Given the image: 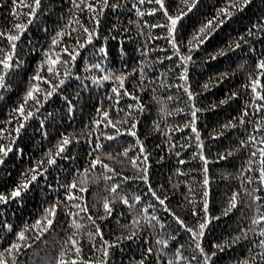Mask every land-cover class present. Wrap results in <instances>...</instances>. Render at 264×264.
I'll return each instance as SVG.
<instances>
[{
	"label": "trees",
	"instance_id": "trees-1",
	"mask_svg": "<svg viewBox=\"0 0 264 264\" xmlns=\"http://www.w3.org/2000/svg\"><path fill=\"white\" fill-rule=\"evenodd\" d=\"M116 2L121 7L105 10V15L101 17L99 25V35L94 38L91 45H86L85 49L81 50L82 54L75 61L76 70L85 79L77 80L73 77L70 82H67V86H61L62 94H54L50 98L49 102L41 108V116L30 120L26 130L19 138L18 145L23 148V155L14 150L6 158L5 163L0 165V191L8 192L19 182L21 173L42 157L43 153L55 144L61 133L73 132L81 137L80 140L73 141L68 146L65 156L58 159L57 165L52 166L46 176L33 182L30 189L20 198L0 203V236L6 238L0 240V248L5 247L6 242L11 239H16L14 232L26 223L31 224L40 215L42 209L57 196L67 203L63 195V185L68 184L73 176L80 178V174L76 173L75 169L79 168L83 173L84 169L88 167L89 161L93 159L91 153L95 149L93 141H97L103 147L95 149L96 154L101 155L105 163L112 165L115 171L112 172L102 165H96L92 171L87 173L88 176L94 177L92 181H89L87 191L82 193L85 196L89 212L94 218L103 215L101 197L109 195L105 190V185L110 187L112 183H117L120 185L117 191L128 195L130 201L133 194L142 196V201H131L130 204L137 214L147 205L149 212L158 214V222L154 221L156 227H145L143 226L144 222L141 221L142 226L136 230V235L128 239L132 212L129 211V205H124L122 201H116L113 202L111 216H107L103 220H96L104 232V237L97 235L90 241L87 238V233L95 232V228L87 221L88 213H79L77 219L80 220L83 228L75 231H79L82 237V254L85 256V260H78L76 264H87L89 259H98L101 256L100 244L103 239H116L121 232L125 238L119 244L112 245L109 264H134V261L140 258L146 248L159 247L155 244L158 235L165 238L175 237L174 240H170L169 245L164 246L169 256L172 255L175 248L181 245L184 246L183 254L185 256L190 254L198 256L194 247H188L190 244H194V239H190V233L179 226L167 208L163 207L150 194L151 190H155L157 194L167 196L168 199L165 203L168 207L185 219L189 225L194 226L195 224V219L189 211L190 206L194 205L202 211V200L199 197L203 195L201 183L204 175L201 171L203 161L198 155L199 145L196 143V134L191 127H183V124L191 119V104L184 94L182 80L178 75L180 65L175 64L176 57L172 56L175 49L168 42V38L160 34L166 31L165 28L151 27L164 19L162 13L145 12L144 16L140 17L134 7L138 0H110V3ZM9 3L10 0H5V3L0 5V28H6L11 20L8 13ZM222 3L223 0H200L199 7L182 19L176 34L177 40L185 41L192 29L198 26V23L205 17L213 15L214 9ZM178 4L179 0H166V5L171 12L177 10ZM43 5L44 10L39 12L37 21L29 26L18 42L17 53L23 63L9 77L11 88L4 90L0 95V127L4 126V122L11 114V109L20 102L29 77L36 68L37 62L43 58L42 50L49 48L50 39L55 30L58 27H63L67 23L66 18L71 15L69 12L72 7L71 0H43ZM149 6L156 5L148 4L146 0L145 5H142L141 8ZM81 15L85 17V23L91 26L92 21L87 19V11L85 10ZM261 18H264V0H252L250 5L237 12L222 26L211 43L206 42L202 49L193 53L194 62L189 65V83L192 90L197 93V96L193 98L198 109L196 126L205 143L204 151L210 157L208 161L210 176L208 198L210 201L209 211L213 219L205 229L202 243L206 250L217 253L215 257H212L214 264H232L233 261L248 255L250 247L255 250L257 248L255 241L261 238L250 234L249 238L253 241L251 245L241 241L231 247H225L222 251H217L214 247L217 242L232 236L234 232L246 226L252 210L247 207V197H245V203L239 204L228 215H220L221 208L231 191L240 187L242 181L244 184L248 183L246 173L243 176L239 175L242 166L247 162L248 150L225 156L223 159L215 157L217 153H223L230 144H235L236 138L244 132V127L240 126L236 131L228 130L223 136L213 137L210 133L213 129L219 130V124L235 116L237 109L248 99L247 92L241 85L245 81L246 73L253 71L255 61L264 55V36L249 37L245 35L244 40L247 43H242L240 49H233L215 60H208L206 57L216 47L226 44L228 39L235 38L245 32L247 27H252ZM145 20L148 21V24L143 23ZM137 21L140 22L139 27H143L144 32L149 34L148 36L139 33ZM113 25L118 26L113 27ZM125 28L127 31L124 30ZM3 41L4 38L0 37V43ZM101 46L108 49L101 63L116 73L135 68L141 60H147L141 66L144 70L143 81L137 79L140 75L138 69L125 82V87L129 91L133 90V81L137 84L150 85L143 92L139 88H135L136 95L140 97L139 101L136 100V96L123 95V93L119 99L113 101V96L110 94H112V85L116 81H105L102 84L93 83L92 75H103V72L84 70L87 63H94L96 59H100L99 56L93 57L91 53L93 47L98 52ZM182 50L186 51L183 43ZM61 55L67 59V54L61 53ZM158 56L164 57V59L158 60ZM241 63L245 64L243 71L238 69V65ZM233 69H236L235 73L226 77L219 84L210 87L207 91L201 89L200 86L208 77L215 78V73L232 72ZM159 80H167L173 87H161L156 83ZM81 84L84 87H81ZM153 88L159 97L173 96V100L167 103L171 115L159 112L161 103L153 99ZM230 90H238L240 97L234 98L228 104H219L220 99L227 96ZM177 96L178 100L175 99ZM64 97H68V100L74 105L71 112L68 111ZM213 102L217 103L216 108L211 107ZM137 103H143L145 108L137 109L135 107ZM109 104L113 105L110 115L114 121H119L120 128L127 126V121L124 119L125 113L136 114L135 131L149 155L148 182L140 180L138 178L140 170L129 163L130 157L133 156L137 157L138 163H144L143 153L138 151L139 145L129 148V144H135L137 138L133 137L131 133L120 131L118 136L108 139L102 133L109 129L104 128L103 125L93 127L91 121L96 118V110L101 105L107 108ZM129 105L133 107L129 109ZM248 107L252 106L249 104ZM178 108L186 110L176 111ZM117 109L119 110L117 111ZM48 113L51 115L49 116ZM41 118L45 120L43 126L39 123ZM247 119L249 121L247 128L251 130L250 122L253 116L250 114ZM153 121L160 125L159 130L155 129ZM166 125H174L176 128L167 131ZM45 130L48 133L47 136L43 135ZM124 148L129 149L127 156L123 155ZM104 152H112L116 160L104 156ZM176 153H179V156ZM194 154L196 155L194 156ZM119 161H123V163H119ZM176 168H181L183 171L176 173ZM117 173H123V175H117ZM105 176H110L111 179L105 180ZM125 176L132 177V179H124ZM95 177H99V179L96 180ZM75 191L79 192V189L77 188ZM241 195L243 196L242 190ZM74 203H79V201L76 200ZM70 220L71 217L66 212L58 211L54 226L47 232L41 234L29 231L28 234L32 236V239L28 241V247L22 248L17 253V264H56L60 251L62 249L67 251L64 247L65 241L74 231L73 226L69 223ZM5 223L12 224L13 229L6 230ZM125 224H129L128 229L122 227ZM159 224H164L165 227L161 229ZM37 237L39 238L37 239ZM70 256L71 253H69ZM147 264H166V261L150 256Z\"/></svg>",
	"mask_w": 264,
	"mask_h": 264
},
{
	"label": "snow or ice",
	"instance_id": "snow-or-ice-1",
	"mask_svg": "<svg viewBox=\"0 0 264 264\" xmlns=\"http://www.w3.org/2000/svg\"><path fill=\"white\" fill-rule=\"evenodd\" d=\"M148 4H155L156 6H149L141 8L145 5L146 0H138L137 4H134L137 15L143 17L145 12L147 13H162L164 19L158 24H153L151 27H163L166 31L161 32L162 36L168 38V42L175 49L172 52V56L176 57L175 64L180 65L178 75L182 80L183 91L188 98L191 108V119L183 124V127H191L192 131L196 134V143L199 145L198 155L203 161V172L202 179V193L199 197L202 200V211L197 209L194 205L190 206V213L195 219V224L189 225L186 223L180 215H177L165 201L168 199L167 196L157 194L155 190H151L150 194L155 197V200L159 201L160 204L167 208V211L171 213L177 224L190 233V239H194V244H190L188 247H194L197 255L185 256L183 254L184 246L175 248L171 256L168 255L164 246L170 244V240H174L175 237L165 238L157 236L155 244L159 247H148L145 252L140 256L139 259L134 261V264H147V260L150 256H154L160 260H165L166 264H214L212 257L216 256L215 251L206 250L202 243V238L205 235V229L208 228L211 220L213 219L212 214L209 211V184L210 176L208 169V161L210 157L206 155L205 143L201 139V135L196 126L197 120V105L193 102V98L197 96V93L192 90V86L189 83V65L194 62L193 53L197 50L202 49L206 42L211 43L214 36L218 31L230 20L237 12L243 10L246 6L250 5L252 0H223V3L214 9V14L205 17L198 23V26L194 27L183 42H179L176 38L178 28L180 27L182 19L191 13L194 9L199 7L200 0H179L177 10L171 12L169 7L166 5V0H147ZM5 0H0V5H3ZM72 7L69 9L71 15L67 19V23L63 27H58L54 35L50 39L49 48L43 49V58L37 62L36 68L32 75L29 77L25 91L23 92L20 102L11 109V114L8 116L7 121L4 122V126L0 127V165L5 163L7 157L14 150L20 155H23V148L19 147L18 140L22 136L24 130H26L28 122L37 116H41V108L49 102L50 98L54 94H62L63 89L61 86H67V82H70L73 77L77 80L85 79L81 77V73L75 68V61L78 56L82 54V49H85L86 45H91V42L96 36L99 35V25L101 23V17L105 15V10L110 8H118L121 5L116 3H110V0H71ZM44 10L43 0H10L8 4V13L11 16V20L6 28H0V37L4 38L3 43H0V95L3 94L4 90L10 89L11 84L9 83V77L14 70H18L22 61L17 53L18 42L21 40L22 35L25 34L29 26L35 23L38 19L39 12ZM87 11V19L92 21V25L89 26L85 23V17L81 15ZM144 24H148L145 20ZM139 27L140 22L137 21ZM118 25H113L117 27ZM127 31V29H124ZM139 33H143L148 36V33L144 32L143 27H139ZM249 37L255 35L264 36V18L258 20L252 27H247L245 32L240 33L235 38L228 39L226 44L216 47L214 51L208 53L206 59L215 60L219 56H224L226 53L233 49H240L242 43H247L244 40V36ZM182 43L186 48V51L182 50ZM146 51H148L146 49ZM108 49L104 46L99 48L97 52L96 48H92L91 55L93 57L99 56L100 59H96L94 63L89 62L84 66L85 71L89 70H100L103 75H92L91 79L93 83L102 84L105 81L115 80L116 83L112 85L113 101L120 98L121 93L123 95L136 96V100L139 101L140 97L136 95L135 88H139L141 92L145 91L150 85H144L143 83H133V90L129 91L125 87V82L129 80L133 73H136L139 69L140 75L137 77L141 82L144 79V70L141 67L147 62V60H141L140 64L130 70L122 71L119 73L114 72L112 69H107L105 64L101 63V60L105 58ZM61 53L67 54V59L61 55ZM158 60L164 59V57H157ZM238 69L243 71L245 64L241 63L238 65ZM236 69L232 72H217L212 76L208 77L204 83L200 86L203 91H207L210 87H214L219 84L226 77H229L235 73ZM264 55L255 61V67L253 71L246 73L244 83L241 85L245 89L248 95V99L244 101L243 105L236 111V115L230 119L225 120L224 123L218 125V129L211 131V136H223L228 130H238L240 126L244 127V132L236 138L234 145L230 144L229 147L224 149L223 153H217L216 159H223L225 156H231L238 154L243 150H248L247 162L244 164L239 172V175L243 176L245 173L247 184L241 182L240 187L236 190L231 191L230 196L221 208L220 215H228L233 209L237 208L239 204L245 203V197H247V207L252 210L251 216L248 218L247 225L234 232L232 236L217 242L214 247L217 251H222L225 247H231L241 241L247 242L249 245L253 241L249 238L250 234L261 237L255 241L257 248H249L248 255L233 261L232 264H264ZM154 79V78H153ZM161 87L172 88L173 85L168 83L167 80L156 81ZM47 85V87H45ZM84 87L83 84L80 85ZM180 87V85H177ZM153 99L158 100L161 103L159 112L165 115H171L172 113L167 108V103L173 100V96L159 97L157 96L156 90L153 88ZM240 92L238 90H230L229 94L220 99L219 104H228L234 98H239ZM67 102L68 111L71 112L74 105L68 100V97H64ZM179 99V97H175ZM252 107H248V105ZM113 105L109 104L107 108L101 105L96 110V118L91 121L93 127L103 125L104 128L109 131H104L102 134L108 139H112L119 135L120 131L131 133L133 137H136L135 144H129V148H135L139 145L138 151L143 153L142 159L144 163H138L137 157H130L129 163L134 168L140 170L139 179L148 182L149 181V168L147 167L149 155L145 151V146L141 143L137 133L135 131L136 126V114L132 112L125 113L124 119L127 121L126 127H119V121H114L110 112ZM129 109L133 106L129 105ZM135 107L139 110L145 108L143 103H137ZM212 108L217 107V103L211 104ZM119 109H117L118 111ZM185 108H178L176 111H185ZM253 116L250 122L252 127L251 130L247 128L249 123L247 117ZM50 116L51 113H48ZM41 126L44 125L45 120L41 118L39 120ZM156 130H159L160 125L153 121ZM110 126V128H109ZM176 126L166 125L165 129L171 131ZM43 135L47 136V131H43ZM81 137L73 132L61 133L59 138L56 140L52 147H49L43 156L37 159L31 164L29 168H26L21 173V178L18 183L15 184L8 192L0 191V203H6L11 199L20 198L23 193L30 189L33 182L37 181L38 178L46 176L49 169L52 166L57 165L58 159L64 157L68 146L73 141L80 140ZM95 149H100L103 145L97 141H93ZM171 146V142H170ZM95 149L91 155L93 159L89 161L88 167L81 173V169H75L76 173L80 174V178L73 176L70 182L63 185V195L67 200L65 203L57 196L53 201L49 202L44 207L40 215L33 220L31 224H24L23 227L16 230L14 235L16 239H11L6 242V246L0 248V264H17V253L29 246L28 241L32 239L28 233L39 232L43 234L54 226L58 211L66 212L71 220L69 223L73 226L72 231L67 240L65 241V249L59 253V259L56 264H76V261L85 260V256L82 254V237L79 231L83 228L82 223L77 219L79 213H88L87 221L95 228V232L89 231L87 238L91 241L99 235L104 237V232L100 225L96 223L97 219L103 220L107 216L112 215L113 202L122 201L124 205L131 204V201H142V196L139 194H133L131 201L128 195L118 192L120 185L112 183L109 187L105 185V190L109 193L107 196L101 197V207L103 209V215H98L95 218L89 212L87 203H85V196L82 194L87 191L89 181H92L94 177L87 175L89 171H92L96 165H102L105 169L114 172L115 169L112 165L105 163L101 158V155L96 154ZM128 148L123 149V155H128ZM104 156L116 160L112 152H104ZM179 156V153H176ZM196 154H194L195 156ZM123 163V161H119ZM183 163V161H181ZM176 173L183 171L181 168L175 169ZM95 175V174H94ZM117 175H123V173H117ZM227 175V173H226ZM96 180L99 177H95ZM105 180H110V176H105ZM124 179H132V177L125 176ZM187 183V181H185ZM59 186V185H58ZM51 187V186H49ZM191 188V185H189ZM79 189V192L75 189ZM151 188V185H149ZM163 188V185H161ZM241 190L243 196L241 195ZM193 196L195 194L193 193ZM110 197V198H109ZM78 200L79 203H74ZM148 206L145 205L144 209L137 214L131 206L129 211L132 212V219L129 224L131 225L130 234L128 239L136 235V230L139 229L141 221L144 222L143 226L156 227L154 221L158 222V214L149 212ZM129 224L122 225L123 228L128 229ZM159 227L163 229L164 224H159ZM4 228L6 230H12L13 225L5 223ZM39 237H37L38 239ZM125 238L123 232L120 233L116 239H103L100 244L101 256L98 259H89L87 264H109V257L112 245L119 244L121 240ZM6 239L4 236H0V240ZM69 253L71 256L69 257ZM93 255H95L93 253Z\"/></svg>",
	"mask_w": 264,
	"mask_h": 264
}]
</instances>
